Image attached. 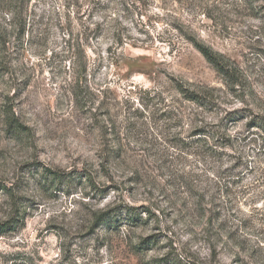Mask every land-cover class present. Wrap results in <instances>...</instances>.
Instances as JSON below:
<instances>
[{
    "label": "rangeland",
    "instance_id": "rangeland-1",
    "mask_svg": "<svg viewBox=\"0 0 264 264\" xmlns=\"http://www.w3.org/2000/svg\"><path fill=\"white\" fill-rule=\"evenodd\" d=\"M11 216L0 264H264V0H0Z\"/></svg>",
    "mask_w": 264,
    "mask_h": 264
},
{
    "label": "trees",
    "instance_id": "trees-1",
    "mask_svg": "<svg viewBox=\"0 0 264 264\" xmlns=\"http://www.w3.org/2000/svg\"><path fill=\"white\" fill-rule=\"evenodd\" d=\"M11 6H12V1H10V4L7 3V7L10 9V13H12L11 12L12 10L10 8ZM182 37H183L182 39L191 43L211 64H213L217 68V70L219 72L228 73V72H226V64L224 61V57L222 55L214 52L211 48L201 44L195 38H190L189 36H186V34H183ZM118 43L120 45H123L122 40H120V42H118ZM179 89L181 90L182 93L187 95V97L191 101L201 103L202 98L200 96H198L196 94H188L186 89L182 88L181 86L179 87ZM7 124L9 126V128H15V129L19 128L17 126L16 119H14L12 117L7 120ZM98 220L102 223V225L104 224L107 226H113L115 224V222L116 223L118 222L115 220L114 215L111 216V215H106V214L99 217ZM132 221L135 223L138 220L135 218ZM23 225H24V222L22 221V219L20 217L11 216L8 221H6L4 223H0V233H7V232L16 231V229L23 227Z\"/></svg>",
    "mask_w": 264,
    "mask_h": 264
}]
</instances>
